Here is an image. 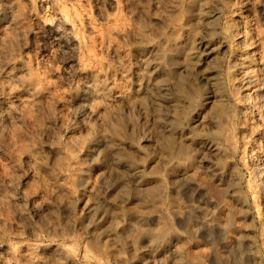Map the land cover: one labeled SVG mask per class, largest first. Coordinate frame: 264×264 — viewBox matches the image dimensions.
Instances as JSON below:
<instances>
[{"label":"rangeland","instance_id":"obj_1","mask_svg":"<svg viewBox=\"0 0 264 264\" xmlns=\"http://www.w3.org/2000/svg\"><path fill=\"white\" fill-rule=\"evenodd\" d=\"M30 1L0 0V264H264V0Z\"/></svg>","mask_w":264,"mask_h":264},{"label":"bare ground","instance_id":"obj_2","mask_svg":"<svg viewBox=\"0 0 264 264\" xmlns=\"http://www.w3.org/2000/svg\"><path fill=\"white\" fill-rule=\"evenodd\" d=\"M32 1V0H31ZM30 1V2H31ZM56 2H58V0H55ZM83 1V0H82ZM105 1V0H104ZM75 2V1H74ZM29 3V2H28ZM54 3V2H53ZM80 3V2H79ZM51 4V3H50ZM58 4V3H57ZM55 5H56V3H55ZM61 6H59V4H58V8H57V13H56V18H57V20H58V22L61 24V26L63 25L65 28H67L68 30H75V27H76V25H75V22L72 20V18L69 16V14H68V11L66 12L65 11V9H64V6L62 5V4H60ZM80 5V4H79ZM109 6V5H108ZM84 7V6H83ZM56 8V7H55ZM75 8V7H74ZM100 9V8H99ZM84 10V9H83ZM102 10V9H101ZM73 11H74V9H73ZM89 11V10H88ZM90 12V11H89ZM100 12V11H99ZM105 12V11H104ZM76 13L78 14V12L76 11V12H74V15H73V17L76 15ZM73 14V13H72ZM102 14V13H101ZM106 14V13H105ZM110 14V13H109ZM104 15V14H103ZM80 16V15H79ZM104 16H106V15H104ZM108 16V15H107ZM106 16V17H107ZM75 17H78V15H76ZM79 18V17H78ZM80 19V18H79ZM116 19H117V17H116ZM115 19V20H116ZM56 20V19H55ZM83 21H85V20H83ZM43 22V21H42ZM122 22V21H121ZM85 23V22H84ZM117 23V22H116ZM59 24V25H60ZM83 24V23H82ZM84 25V24H83ZM117 25H119V24H117ZM79 26V25H78ZM121 26V25H120ZM128 26V25H127ZM126 26V27H127ZM52 27V26H51ZM80 27V26H79ZM91 27V26H90ZM113 27H117L116 25H113ZM128 27H130V26H128ZM81 28H83V27H81ZM80 28V29H81ZM85 28H87V25H86V27ZM122 28H123V30H125L126 28H125V26L124 25H122V27L120 28L121 30H122ZM125 28V29H124ZM53 29V28H52ZM55 29H57V28H55ZM88 29V28H87ZM114 29V28H113ZM118 27H117V29H114L115 31H116V34L118 33V32H122L121 30H120ZM129 30H131V29H129ZM59 31V30H58ZM95 31H97V30H95ZM115 31L113 32V33H115ZM75 32H77V31H75ZM79 32H80V30H79ZM112 32V31H111ZM78 33V32H77ZM105 33V32H104ZM124 33V32H123ZM77 35V34H76ZM79 35V34H78ZM99 35V34H98ZM92 36V35H91ZM94 37H95V35H94ZM76 38H77V36H76ZM87 38H88V36H87ZM93 38V37H92ZM98 38V37H97ZM74 39H75V36H74ZM72 40H73V38H72ZM78 40V39H77ZM85 40V39H84ZM75 41V40H74ZM95 41V40H94ZM77 42V41H76ZM73 43V42H72ZM86 43H88V42H86ZM90 44H92V43H90ZM84 45H85V43H84ZM79 49V48H78ZM89 50V49H88ZM93 56V55H92ZM80 57H81V55H80ZM81 62H83V61H81ZM86 62V61H85ZM84 62V63H85ZM81 65H83V64H81ZM87 65V64H86ZM90 66V65H89ZM96 66V65H95ZM29 69V68H28ZM27 70V69H26ZM92 71V70H91ZM81 73V72H80ZM91 74V73H90ZM47 75V74H46ZM45 75V76H46ZM41 76V75H40ZM40 76H38L39 78H40ZM37 77V76H36ZM42 77V76H41ZM44 77V76H43ZM46 79V78H45ZM48 79V78H47ZM91 80V79H90ZM44 81V80H43ZM42 81V82H43ZM47 81V80H46ZM48 81H49V79H48ZM210 84H212V83H210ZM46 85V84H45ZM213 87V86H212ZM210 91V90H209ZM209 98V97H208ZM156 100V99H155ZM125 108V107H124ZM91 111V110H90ZM95 115V114H94ZM211 145V144H210Z\"/></svg>","mask_w":264,"mask_h":264}]
</instances>
